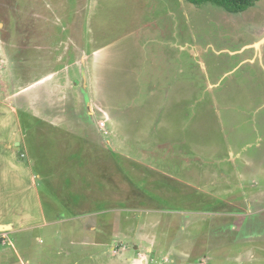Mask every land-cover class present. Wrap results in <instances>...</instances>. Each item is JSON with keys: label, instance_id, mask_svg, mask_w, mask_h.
<instances>
[{"label": "rangeland", "instance_id": "1", "mask_svg": "<svg viewBox=\"0 0 264 264\" xmlns=\"http://www.w3.org/2000/svg\"><path fill=\"white\" fill-rule=\"evenodd\" d=\"M0 129L22 263L264 264V0H0Z\"/></svg>", "mask_w": 264, "mask_h": 264}, {"label": "crops", "instance_id": "2", "mask_svg": "<svg viewBox=\"0 0 264 264\" xmlns=\"http://www.w3.org/2000/svg\"><path fill=\"white\" fill-rule=\"evenodd\" d=\"M32 84H34V83L32 82L28 86L20 88V90L17 92L21 94L20 91L27 89L29 86H32ZM18 96H19V94H18ZM18 96L11 95L10 97L11 98H15V97L18 98ZM27 98H28V100H26L24 104L25 105L27 104V109L29 110L30 109L29 107L33 108V106H35V105H31V103L32 102L35 103L36 98L34 96L32 98L31 93L28 95ZM18 100H22V98L19 97ZM84 100H86V98ZM18 105H19V109H20L21 104H18ZM10 108L12 110L11 111L12 114H14L18 109L15 106H10ZM65 114H62V115H65ZM62 115H60V116H62ZM90 115L92 116V114H90V113L86 114L88 121H91ZM89 124H91V122H89ZM16 130L19 131V129H16ZM89 130H91V129H89ZM13 133H14V135L16 134V132H13ZM18 135H20V134H18ZM15 136H17V134ZM9 140H11V139H7V138H1L0 139V242L2 245H5V249H3V251L0 252V260H2V261L8 260L9 257H13L15 255V257L18 258L17 263L25 264V263L21 262V258H20L21 257V255H20L21 251H20L19 246L14 245L11 242V240L9 239V234L16 233L17 230L23 231L24 228L27 227L26 232H28V233L25 232V235L22 239L23 242H26L30 239L28 237L29 236L28 230L33 231L35 229L34 227L36 225H38V223L35 221L32 213L29 211L30 209L23 208L19 211L17 209H20V199L24 197V196H20L21 193H24L22 191L25 190V188H21V187H23L21 185V180H22L21 176L23 175V172H26V175H28L30 178L29 185L34 186L33 192H34L35 197L38 194V191L35 187L36 179H38L40 176H39V174H35V173L33 174L31 172V170H29V168H28L30 165L26 164V162L24 160H22L21 157L18 156L17 152L21 149V147L27 145L25 143V141L21 137H19L18 140L14 141L13 144L15 145V147L16 148L19 147V148H18V150L13 151V150H11V147H9L12 145V143L9 144V146H8V143H6ZM16 196L18 198V203H17L18 207L17 208L15 206L16 205V203H15V197ZM36 205H35V207H36ZM257 207L260 210H264V205H260ZM45 224H46V220L44 219L43 225H45ZM40 225H42V224L40 223ZM91 228H95V226H92ZM37 238H38V236H33V237H31L30 240L32 242H34ZM95 244H97V242H95ZM7 247H10V248L7 250ZM135 248L137 249L136 246H135ZM123 250L124 249H122V251ZM109 251L112 253L113 256H115L116 253H118L116 255H119V253L122 252V251L117 250L116 244L111 245L109 248ZM133 253H134V257H126L125 258L126 261H124V262L123 261L120 262L119 259L117 258L118 256L115 257L114 260L117 262V264H150L148 262V259H146L147 258L146 256H148V255L142 256V255H138L137 252H133ZM35 257L37 259L38 256H33L32 253H30L29 258H27V260H26V263L27 264H35L32 260ZM89 258L93 259V256L90 255Z\"/></svg>", "mask_w": 264, "mask_h": 264}, {"label": "trees", "instance_id": "3", "mask_svg": "<svg viewBox=\"0 0 264 264\" xmlns=\"http://www.w3.org/2000/svg\"><path fill=\"white\" fill-rule=\"evenodd\" d=\"M195 5L211 3L223 7L230 13H241L253 6L258 0H188Z\"/></svg>", "mask_w": 264, "mask_h": 264}]
</instances>
